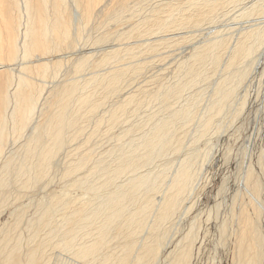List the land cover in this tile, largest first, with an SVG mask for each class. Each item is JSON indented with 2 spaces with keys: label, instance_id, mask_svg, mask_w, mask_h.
Wrapping results in <instances>:
<instances>
[{
  "label": "bare ground",
  "instance_id": "6f19581e",
  "mask_svg": "<svg viewBox=\"0 0 264 264\" xmlns=\"http://www.w3.org/2000/svg\"><path fill=\"white\" fill-rule=\"evenodd\" d=\"M147 1H148L147 4H150L149 3L150 0H72L73 5L72 8H70L71 12L69 15H67L66 12H67V8L69 9V5L67 4L66 0H53V4H50V0H23L24 2L23 9H25L26 11L22 9V4L20 3V0H0V146L2 145V138L4 137L6 131H9L7 130V126L9 124L8 118L9 117L11 118V124L13 122L16 123L18 121L17 124L24 125L25 123L27 124V122H29V119H31L30 116L32 117L34 110L36 108V104L38 102L37 94L41 95L40 92L37 93L39 88L38 87L39 82H42V78H39L40 75L45 76L46 74L44 72L56 66L55 61L57 62V64L59 63V61H61V57L63 55L55 54L54 56L50 57L47 55L49 51H53L54 53L55 51L53 48L57 46L61 41H68L70 38H71L70 40H72L73 38H78L76 35L81 34L80 32L82 30L80 31V29H83L81 28L82 26L81 27L79 26L82 23L83 25H85V23L87 25V22L96 12H102L101 17L105 16L107 20L113 19V23L111 24L113 26L114 23L118 21L120 17H122L125 10H126L125 12L128 14L129 12H127L128 11L127 9L129 8L137 9L138 7H140L141 10H144L146 7L144 8L143 6L144 4H146ZM152 1L153 2L149 5L147 9L148 12L147 13L144 12L145 14L142 12L143 16L137 19L136 21L134 20V22H132L128 27L125 26L127 23H125V25L124 24L121 25L122 24L121 22L119 23L121 27L118 26V24L117 26L114 25V27L117 28L118 27L122 28V26H125L126 29L122 28L123 30V31L121 30L122 32L120 31V29L118 31L115 28V30H117L119 33L117 35L116 34L117 31H116L115 33L116 36L121 37L122 39L123 36L125 37V35L130 32L132 33L137 32L136 34L143 32L147 36L144 34H143L144 36L135 34L136 35L135 37L137 36L140 37L143 36V37L142 38L139 37V39L137 37V39L135 38L136 40L133 37L134 40L132 41L128 39L127 40L124 39V41L122 39L118 40L119 38L116 40V37L114 39L112 35L113 33L111 31L110 32L112 34L108 31L106 32L105 29L106 27L103 26L105 29L104 33L107 34L99 33L100 36L99 35L96 36L98 37L97 41H99L98 42L99 44L98 43H95V45L92 44L93 43L92 41L96 39V37H94V39L91 41L92 43H90L93 46L91 45H88L91 47L82 46L80 49L78 48L79 50L77 49V51L71 53L72 55L75 54L76 56V59H74L75 64H73L74 62L71 63L74 65L73 67L71 66L72 68L71 73L74 75L75 73H73V70L74 72L77 69L78 72L81 71V69H83V67L88 63V60L92 55L96 56V54L99 52L101 54L99 56L97 54L96 58L94 59L93 62H95L94 63L95 65L93 63L92 65H90L89 68L90 72L84 74H78L76 71V74L78 75L75 76L73 75L72 77H69L68 74H71L69 73V68H70L69 67L68 74L66 73L64 75L67 76L68 78L64 77L63 80L56 83L53 87L50 88V91L52 93L58 95L57 99L52 103V105L49 104L48 106L47 104L49 108L50 107L53 108H51L48 112L46 111L47 113H45L44 119L38 118L36 123L33 124L32 133L34 134L33 136L31 135L32 133L30 134L32 137L31 139H29L27 143H25L24 151L22 153L19 152V150L18 151L16 150L17 152L14 151L15 153L13 152V154H10L9 157H7L3 161L0 167V201H1L0 204H3L5 201L7 202L6 197H8L7 195L9 194L8 192L10 190H7L8 192H6L5 189L10 188V186H12L13 183L15 184L20 181L25 183V184L23 183V185H27V184L32 185V183L34 184L38 182V180L43 175H45L43 173H47L45 172L46 168H48L49 166L57 165L59 163L58 160L53 159L52 154H54V152L63 144L66 136L67 128L71 127L70 125L74 122L75 118L80 112V109L83 108L86 104L89 105L87 107L88 110L89 108L92 110L96 108L100 103V99L94 98V101L93 100L91 101L92 96L85 89L87 88L90 89L91 87H93L94 89L97 88L96 90H98L99 86L104 85L105 87L106 85V87L109 88V91L110 90L112 91V89L113 91H116L115 86L119 84V82L121 81L120 79H122L124 72L126 71V70L120 71L119 70L120 68L122 69L128 68L127 70H129L130 66L131 68L134 67L139 68L140 64L142 67V63L144 60L143 61H141L140 59H139L140 61L135 60L138 56L134 58V56L138 54L136 52H138L140 49L143 53L141 46H143V48H146V45H148L147 47H151V49H154L162 42L168 43V41L169 42L171 41V45H172L173 44L172 41L174 42L179 41L181 38H183L187 33L191 31L197 33L199 32L200 36L203 35L200 39L197 38V40H192L191 43L189 44H183L186 45L187 48H184L180 55L183 58L185 56H188L190 57V59L185 61L186 65L185 67H183V70L180 72L182 78L179 79L174 84L175 86L171 87L170 85V89H169L170 91L165 90V92L169 91L168 95H170L171 88L172 91H174L171 92L173 93V95L175 93L180 94V92L181 91L183 92L184 89L187 91V88L190 87L192 83L194 84V82L195 83L198 82L197 79L200 76H202L201 74L202 72H204V70L206 71V68L208 69V67H210L211 64H213V62H215V65H212V67L216 66V64L220 60V56L223 54L227 55L226 59L225 58L224 59L226 60L225 63H229V64L232 63L229 60L231 61L233 60V62H235L237 59L245 60L246 57L249 58L251 54L253 55V53L255 54L258 52L257 55L260 58L264 55V0H248L247 2H245L244 0H155V1L152 0ZM243 1L245 2L244 3L245 5L244 7L242 6V9H240L239 6L241 5V3L240 5L238 3ZM235 4L239 5L238 9L235 7L236 8L235 10L239 11L240 9L238 13L244 15L245 17L243 16V19L244 18L245 19L242 20L241 18V20L238 22L236 26L233 25L235 26L234 28L232 25L228 26L229 23L227 24V27L228 28L230 27V29L227 30L233 29L234 31H236V32L232 31L233 33L231 32L233 34L230 35L231 40L230 38L225 39L227 35L224 37V35L219 34V32L222 30V28L225 27L226 24L224 25L220 23L219 25L212 24V25H208V26L204 25L203 27H200L203 22L207 21L208 19L215 18L218 13H222L226 9L228 10V7L230 5L232 6ZM140 8L138 9V11L140 10ZM21 9L27 15L25 27L23 28L24 30L23 29L21 30L20 28V26L22 25L21 17L23 16V13L20 12ZM138 11H136V13ZM133 12L135 13V11ZM19 13L22 14V16ZM98 15L97 17H99ZM138 15L139 14L137 13L135 17L137 18ZM236 17L232 18V21L238 18ZM131 18L132 17H129L128 20H130ZM114 19L117 20L115 21ZM121 19L119 21H121ZM124 20L126 19H123L122 21L124 22ZM100 21L104 22L103 24L108 22V21L105 22V20L104 21L100 20ZM96 24H101V23L98 21V23ZM184 24L185 25L188 24L189 26H192L193 27L191 28L192 30L183 29L184 27H186L184 26ZM88 25L90 26L91 24ZM99 26L101 25H98V27L97 26L96 27L99 28ZM91 27H93V24ZM109 28L111 29V27ZM109 28L107 30H110ZM85 29L86 28H84V30ZM112 29L114 28L112 27ZM175 29H177L178 31ZM179 29L182 30L179 31ZM224 31L226 30L224 29ZM94 32L91 33L94 34ZM96 32L98 33V31ZM21 33H23V37H22L23 43H20ZM132 33H130L131 37L134 35V33L133 35ZM74 34L76 37L74 36ZM130 34L129 37L128 34L126 35L127 38H131ZM110 35H112L113 40L110 38L111 37ZM107 36L108 37L110 36L109 38L111 42H108V40L106 41ZM227 37H229V35ZM90 38L91 36L89 37V40ZM232 39H233V43H231ZM70 42H72L73 45L76 43V41L73 40ZM68 43L69 41L67 42V45ZM20 44H22L21 47H23L22 49L23 53H21L22 56L21 60H18L20 56L19 55ZM61 45L62 44L60 43V46ZM139 46L140 49L138 50ZM73 47H75V45ZM136 48L138 51L136 50ZM32 50H35L34 52L37 53H34L35 56L33 54L34 57L32 56V58L30 57L28 58L29 56L28 53L30 51L32 55L33 52ZM60 51L62 52V50ZM141 51L139 53H141ZM127 54L129 56L132 55L131 57H133L135 60L132 63L135 62L136 64L138 63L137 67L135 66V64L132 66V63L129 62L130 60L128 61L127 59V61L129 62L128 64H130V66H125V62H123L124 67L120 65V68L118 69L117 67L119 66L118 65L119 61L124 57H126ZM66 55L67 54H65V56ZM129 56L128 58H130ZM256 57L253 58L254 61H257L259 59ZM115 59L116 60L120 59V60L116 63ZM113 60L118 65V66L113 65L114 67H116V70L113 71L114 69L113 67L112 68L103 67L104 65H106L103 63H106L108 61L111 62V65L114 64ZM240 60H238V64H236L237 66L240 63ZM243 60L241 61V63H243ZM175 61H178L177 58L171 59L167 63L161 64L160 68H158L159 70L156 68L157 71H160L159 73L162 75L161 77L158 76V78L162 79V81H159L158 85L160 84V82L162 84L163 80L170 76L171 73L170 71L167 72L164 71H166L170 67V65ZM51 62L55 63L54 64L55 66L50 67L53 65V64L51 65ZM61 63L63 64V62ZM97 63L99 64V66L100 64H103L102 66L103 68L96 66ZM93 65L95 66V68L98 67L100 69L94 70L95 68L93 69ZM218 65L219 64H217V66ZM35 67L37 71L35 72V74L36 73L40 74L39 77H36V75H33L31 73V72L34 73L33 70ZM245 67L246 66H244L243 68ZM135 68L134 70H136ZM54 70L55 68H53V71ZM56 70H58V68ZM210 70H207V72L209 71L208 73H210ZM207 72H205L203 75H206ZM14 75H16L15 77L17 79L16 85L10 88L12 81H14L13 80ZM229 77H231L230 73L220 76L215 81L212 82L207 81L211 83L210 86L212 87V90L210 91H208L207 89V91L209 92L208 94L206 92L207 95L206 94L203 95L204 94L202 93L203 89L202 91L197 90L198 93L201 92V95L199 93L197 95L193 94V96H189V94L187 93L185 95L188 96H184V98L187 97L185 101L183 100L184 102H182V100H180V102L178 101L180 105H175L176 103H178L176 101L174 105L178 107L172 105L174 106L173 108H171L172 106L170 105L173 104V102L171 101L172 103L169 104L171 107L170 108L167 107L163 109V110H167L168 112L162 113L161 116H158V118L154 122L150 123L151 125H149L147 129L142 131L141 134L133 135L132 137H130V139L123 141L121 144H117L114 148L108 149L105 152H103L100 158L97 159L96 164L94 163V165L91 166V168L86 172L85 176L80 177V186L82 188L87 190H95L96 192L92 196L84 195V194L77 196L72 200L71 204L65 208L66 214L63 218V221L61 222L62 224L61 227H59L57 234L59 237V244L62 246V248H65L68 251L72 250L74 253L71 252V254L73 253V255L76 256L73 257L72 255L71 257V255H69L71 258L69 257L68 260L72 259L75 263L82 262L79 260V258H81L82 260V258L85 257L86 259L87 256L92 255L94 258H97L98 260L100 259L102 264H156L157 263L158 259L160 258L159 254L161 250H163V248L167 246L166 244H164V242L166 241L165 240L167 233L166 230L168 229V227H166L164 223L175 212V209L178 207L180 201H182L181 197L184 195V193L187 190L189 191L190 189H192V184L189 185L190 184L189 172L186 168V165L188 164L187 158L185 157L186 155L183 156L181 154L179 157L175 158L174 161L176 162V164H174L173 162L170 164L169 162L167 163L163 162V164L161 165L158 164L153 165L154 164L153 161L159 155L162 158L161 155L164 153L166 154H164L163 156L165 157L166 155L167 157L168 156L167 152L169 154H171L173 151L176 152L177 149H175L174 146H176V148L179 149L178 151H181L180 150L182 146L181 141L183 142L185 138L181 140L183 138L182 135L184 134L183 131H182L183 133L182 135L180 134L179 136V133L177 135V132L179 131L181 132L183 128L182 126L180 130L179 126L181 127V125L183 124L187 126L188 125L187 122L189 121L191 122V120H193L195 116L198 117L200 115L199 116L200 119L201 118L200 111L202 112V110L199 108V106H201L202 103L203 106L205 107L206 104L204 105V103L209 102L208 103L209 106L207 108L208 111L205 116L206 118L202 123L203 129L206 128L208 125H210L214 117L221 111L220 104H222L223 103L222 101L224 100L223 93L224 92L227 93L231 88V85L227 82V79H229ZM151 78L150 80L152 81L153 78L152 79ZM206 78L207 77H205V79ZM163 83L165 84L166 82ZM43 84L45 83L43 82ZM140 84L139 86L142 88L143 85L141 86ZM153 84L155 86V83ZM161 84L159 85L160 87L159 89L158 86H156V91L157 89L161 90V86L162 88L165 87L164 85ZM139 86H137V88H139ZM144 87H143V91H147L148 87H146L145 85ZM126 89L127 88L125 87V90ZM129 90L131 89L129 88ZM163 90L164 89H162V92ZM50 91L49 93H51ZM134 91L135 90L128 93L124 92L125 94L123 95V97H121L122 104L133 100L132 98L134 95L133 94ZM150 91L152 90H149V93L147 94H150ZM158 92L159 91H157V94ZM230 92H232V89L230 90ZM10 95H12L13 97L15 96V98L11 96L13 100L15 99L14 100L15 103L13 102L15 105L13 108H11V110L13 109L12 112L9 110L11 113L8 114L7 106L9 107L10 105L9 102L11 103ZM144 97L145 96H143V99ZM179 97H181V95H179ZM105 99L103 98V100ZM167 100L170 99L167 98L165 100L166 102L164 103L168 104ZM47 102L50 103L48 101V98H47ZM122 104L119 105L117 104V106L115 107L113 106L114 108L109 110L112 113V115L110 114L112 119L119 116V109L122 108L121 107ZM162 107H161V111L163 112ZM46 108L47 107L43 108V112L44 109ZM197 108L200 109L199 113L197 112L198 111ZM156 109H154V111ZM158 110L159 112L155 111L156 114L160 113V109ZM149 114L150 115L153 114V117L156 116V115L154 116L153 112ZM149 114L148 116H150ZM117 119L118 118H116L115 121ZM147 121L150 122V119H147ZM15 123H13V125ZM178 128L179 131H177ZM129 129H131V127ZM192 139L190 140V145L192 144L191 143V141H193ZM183 143L185 144V142ZM187 146H189V142ZM171 147L172 148L174 147L173 149L175 150L172 149L173 151L169 152L168 150H170ZM80 160L81 163L80 162L78 163L82 165L83 163L82 159ZM142 166L143 167L148 166V167L145 170L139 169L140 167L143 168ZM169 166L171 168L167 169V167ZM247 167L248 165L246 166V168ZM73 169H75V167ZM247 172L246 174L250 176L251 172L250 171ZM24 175L28 176V177L26 176V180L21 179L24 177ZM117 179H120L119 182L111 187L110 186L112 184L111 182L114 183V181H116ZM243 179H245V177ZM75 181L76 182L74 183H77V180ZM242 182L244 183V180ZM246 182H248V178L247 181L245 179V185L248 184ZM109 183L111 184L109 185ZM108 185L110 187H108ZM253 185H256L255 188H257L259 186V180L256 179ZM105 186H107L108 188L105 189ZM101 187H104V190L100 192L99 189ZM250 187H252V184ZM238 189L240 190V188ZM245 190L247 191V189ZM254 196L257 195L255 194ZM237 198L238 196L233 199L237 200ZM232 202L234 203L235 201ZM233 205H235V203ZM232 207L231 209L234 211L235 208L234 206ZM240 208L241 209L239 215L238 214L236 215L238 216L237 222L240 229V234L237 237L239 250L237 251L235 264H264L263 237L261 238L259 237L260 234L258 233L259 230L257 229L259 227L255 225L256 223L253 220H251L252 216L249 217L250 214L246 215L248 212L246 213V211H244V208L242 209V205ZM60 213L62 212H59V214ZM259 215L260 214H258V216ZM16 217L17 218L14 221L15 222L14 225L12 224L14 227L16 226V224L19 225V223L22 222L24 218L21 212H17ZM25 220L26 218L24 219V221ZM230 224L233 225L232 222ZM191 225H189V227L191 230H193L192 227L194 225L192 226ZM11 226L5 225L0 229V264H22L23 262L22 238L20 240V236L16 235V228L13 227L11 228ZM167 226L169 225L167 224ZM161 227L164 228V231L162 233H161ZM41 228L44 227L42 226ZM52 230H54V228ZM56 231L57 230H55V233ZM170 231L172 232V230ZM189 232H191L192 234V231L189 230L188 233H186L187 237H188L187 234H189ZM49 236H51V234L47 236V240L48 239L50 240L51 237L48 238ZM36 237H37V233L35 231H32L29 237H27V241L29 243H33L30 246V248L25 252L27 258V264H39V262L37 261L41 259L42 253L44 252V250H46V247H48L47 245L48 243L46 241L42 242L43 237H41L42 239H40L41 242L38 240L40 243L37 244L35 242ZM190 237L185 238L184 244L182 246H178L179 244L178 243L176 244L175 248L167 252L168 255H166L165 263L183 264L185 262V260L188 258V255L191 254V245L189 244L190 242L187 243ZM161 238H162V243H159V239ZM51 239L53 240V238ZM186 239H188L187 242ZM52 240L51 243L53 242ZM38 249H39V253H38ZM52 255L53 254H51V256ZM60 255H63L61 254V251L57 256ZM66 261L67 260H65L64 264L67 263ZM47 262L49 261H46V264ZM54 262L52 263L53 264L62 263V262L58 263V261L56 263ZM40 264H45V262H42Z\"/></svg>",
  "mask_w": 264,
  "mask_h": 264
},
{
  "label": "rangeland",
  "instance_id": "374dc122",
  "mask_svg": "<svg viewBox=\"0 0 264 264\" xmlns=\"http://www.w3.org/2000/svg\"><path fill=\"white\" fill-rule=\"evenodd\" d=\"M51 1H52V3H51ZM244 1L247 2L248 0H244ZM244 1L238 3L239 5L241 3L240 6L238 4H235L232 6L230 5L228 7V10L226 9L224 12L218 13L215 18L208 19L207 21L203 22L200 27H203L204 25L208 26V25H212V24L213 25H216V24L219 25L220 23L224 24V25L226 24L225 27L222 28V30L219 32V34L224 35V37L226 35L227 36L229 35V37L226 36L225 39L230 38V35H233L232 33L236 32V31H234L233 29L227 30V29H230V27L229 28L227 27V24L229 23L228 26L229 25H232V26L235 25L236 26L238 24V22L241 20V18H242V20L245 19V18L243 19L244 15H242L241 13H238L240 11V9H242V6L244 7V5H245ZM22 2H23V0H20V3L22 4V9H23L24 2L23 3ZM66 2L69 5V9L67 8L66 13H67V15H69L71 12L70 8H72L73 4H72V0H66ZM152 2L153 1L150 0L149 3L151 4ZM147 3H148V1L146 2V4ZM242 3H243V5H242ZM50 4H53V0H50ZM146 4H144V6H143L144 8L146 7L145 8L146 10L143 7L142 8L144 10H141L140 7H138L137 9H132V8L127 9L128 10L127 12H129V14L132 13L131 15L126 13L125 12L126 10H125L124 14H123L124 16L122 15V17H120L119 20L121 18L126 19V20H124V22H123L122 21L123 19H121V21H119V20L116 21L117 19H114L116 21V22L114 21L115 22L114 25L117 26V24H118V26H120L119 23L121 22L122 23L121 25H123V24L125 25V23H127L125 26L128 27L132 22H134V20L136 21L137 19L141 18L143 16L144 12L145 13L148 12L147 9H148L150 4H147V6H146ZM238 6L240 8L239 11L235 10L236 8L238 9ZM139 8L141 11L140 10L138 11ZM22 9L20 12L23 13V16H22V14L19 13L22 16L21 17L22 18V21H21L22 25L20 26L21 30L25 27V22L27 19V15L24 12L26 10L23 9L24 10L23 11ZM131 10H132V12H131ZM133 11H135V13ZM136 11H138L137 13L139 14L138 15L139 17L137 16V18L135 17L137 15ZM237 13L241 14V15H238ZM95 14H94L95 16L93 15L94 17L92 16L90 18V20L88 21L89 23L87 22V25H86V23H85V25H83V23H82L79 26V27L82 26L81 28H83V29H80V31L82 30L80 32L81 34L76 35L78 38H73L75 36V34L72 37L73 38L72 40L76 41V43L73 42V43H75L74 44L75 47H73L74 45L72 44V42H70V41H72V40H70L71 39L70 38L68 40L69 41L68 45H67L68 41H61L60 43L62 44L61 45L62 47L60 46V43H59L57 46H55L53 48L55 51L54 53H53V51L48 52L47 55L50 57L54 56L55 54L56 55H58V54L63 55L61 57V61H59V63H58L59 65L57 64L56 61H55L56 66L54 65L55 63L51 62V65L52 64L53 65L50 67L55 66V67H53V68H55L54 71L52 68V69L44 72L46 74L45 76H41L38 73L35 74V72H37L36 67H35L33 70L34 73L31 72L33 75H36V77H39V75H40L39 78H42V82H39V86H38L39 88H38V92H37V93L40 92L41 95L37 94L38 102L36 104V108L34 110V113H33L32 117L30 116L31 119H29V122H27V124L25 123L24 125H19V124H17V122H18L17 121L16 123L13 122V123H15L13 125V123L11 124V118L8 116L9 117L8 118L9 124L7 126V130H9V131H6L4 137L2 138V145L1 146H3V147L0 146V149H2V150H0V167L3 163V161L7 157H9L10 154H13L14 151L17 152L19 150V152H21V153L24 151L25 143H27L29 141V139H31V137L34 134V133H32L33 132V124L36 123L38 118L44 119L45 113H47L51 108H53V107L49 108L48 106H49V104L52 105V103L57 99L58 95L52 93L50 91V88L53 87L56 83L63 80L64 77L68 78L67 76H64V75L66 73L68 74V68L69 67H70L69 73L72 72L71 66L72 67L74 66L73 64H75L74 59H76V56H75V54L72 55L71 53L77 51V49L78 48L80 49L82 46L83 47L84 46L85 47L93 46L90 44L92 42H93L92 44H94V45H95V43H98L99 42V41H97L98 37H96V36L99 35V33L100 34H107V33H104L105 29H106V32L111 31L113 33L112 34L110 32L113 35L114 39H115V37H116V40L118 38H119L118 40L122 39L121 37H117L116 34L117 35L119 34L118 33L119 29H120V31L122 30V28L126 29L125 26H122V28H120L121 26L118 28L114 27V25L113 26L111 25L113 23V19H109L110 20L109 21V20H107V18L105 16L101 17L102 12H96ZM126 14H128V15H126ZM232 14L233 15L235 14L238 18L235 15L233 16ZM97 15L99 17H97ZM127 16L132 17V18L130 20H128L129 17H127ZM220 16H222V17H220ZM239 16H242V17H239ZM234 17H236L238 19V21L236 18H235L236 20L232 21V18H234ZM100 20H102V21L105 20V22H107V21L108 22L103 24L104 22H101ZM98 21L101 24H96V23H98ZM125 21H127V22H125ZM128 21H131V22H128ZM231 21H232V23H231ZM224 22H226V23H224ZM233 22H235V23H233ZM88 24H91V25L89 26ZM92 24H93V27H91ZM107 24H109V25H107ZM188 24L187 25L184 24V26H186V27L183 26L184 27L183 29L192 30L191 28H193V27L189 26ZM98 25H101V26H99V28H97ZM103 26L106 28L104 29ZM107 26L111 27V29ZM235 26H233V28ZM102 27L104 30L102 29ZM112 27L114 29H112ZM84 28H86V29L84 30ZM108 28L110 30H107ZM115 28L118 31L115 30ZM224 29L226 31H224ZM83 30H84V32H83ZM175 30H177V29H175ZM181 30L182 29H179V31H181ZM94 31L95 32L98 31V33L97 32L95 33ZM116 31H117V33H116ZM91 32H94L95 36ZM130 33H132V32H130ZM130 33H127L128 37H129ZM133 33H134V35H133ZM133 33H132V35H133L132 37L130 34L131 38H127V36H126L127 34H126L125 37L123 36L122 40L124 41V39H126V40L128 39V40L132 41L135 38L137 39V37L139 39L140 36L135 37L136 35H138V34L143 35L144 34L143 32H140L138 34H136L137 32H133ZM199 34H200L199 32L197 33V32L191 31V32L187 33L183 38H181L183 40L180 39L179 40L180 42L179 41H176V42L172 41L173 42L172 45H171V41L170 42L168 41V43L162 42L161 44H159L154 49H151V47H147L148 45H146V48H143V46H141L143 53L140 49V46H139V48L137 47L138 50L139 49L140 50L138 51L136 48V50L138 51L136 53H138L139 55L136 54V56H134V58H136L138 56L135 60H138V61L144 60L142 63V67L140 64V67H139L140 69L137 67L138 63L137 64H136V62L132 63L135 61L134 58L131 57L133 55V53H132V55L130 54L131 56H129L127 54L130 58H128V56L126 55V57H124L121 60L115 59L116 63L120 60L119 64H118L119 66L115 63L114 60H113L114 64H112V65H111L110 61L103 63V64H106L104 66H103V64H100V66L98 63L96 64V66H99L100 68H103V67L112 68L113 67L114 68L113 71H114V70H116V67H114L113 65H115V66L117 65L118 66L117 68L119 69L120 65L121 66L124 65L123 62H125V66H130V64H128V63L131 62L132 66L135 64V66L138 69L134 67L136 69V70H134V68H131V66L129 67V70H127L128 68H125V69L120 68L119 69L120 71H125V70L126 71L124 72L122 79H120L121 81L119 82V84H117V86H115L116 91H113V89H112L113 92L111 90L109 91V88H107L106 85H105L106 88L104 87V85L99 86L98 90H96L97 88L94 89L93 87H91L90 89L89 88L85 89L87 92H89V94H91V96H92L91 101L92 100L94 101V98L100 99V103L98 105L99 107L97 106L96 108H94L92 110L89 108V110H88V108H87L89 106L88 104L85 105L86 108H85V106L84 107L82 106L83 108L80 109V112L78 113L74 122L70 125L71 127L67 128L66 136H65L63 144L55 151L56 153L54 152V154H52L53 159L58 160L59 163L57 165L49 166L48 168H46L45 172H47V173H43L45 175H43L38 180V182H36L34 184L32 183V185L31 184L23 185L24 182L19 181L18 183H20V184H18V183L14 184L13 183L12 186H10V188L5 189L6 192H8L7 190H10V191L8 192L9 193L8 195L6 194L8 196V197H6L7 202L5 201L3 204H0V229L5 225L6 226H9V225L11 226L12 224L14 225V223H15L14 221L17 218L16 217L17 212H21L23 214V216H24L23 221L20 222L19 225L16 224L15 227L13 225L11 226V228L12 227L16 228V235L20 236V240L22 238V247H23L22 248V252H23L22 264H27V258H26L25 252L33 244V243H29L27 241V237H29V235L32 231H35L37 233V237L35 239V242L37 244L41 242V240H40V239H42L41 237H43L42 242L46 241L48 243L47 244L48 247H46V250H44V252L42 253L41 259L39 261H37V262H39V264L42 262H45V264H46V261L50 262V263L47 262V264H53L52 262H54V261H55L54 263H56L58 261V263L62 262L59 264H64L65 260H67L66 261L67 263L71 262L69 264H72V263L73 264H76V263H79V264H81V263L82 264H89V263L90 264H102L100 259L98 260L97 258H94L92 255L87 256L86 259L84 257V258H82V260H81V258H79V260L82 262H76L75 263L72 259L68 260L70 257L69 255H71V257H72L74 252L72 250L68 251L65 248H62V246L59 244V237H58L57 232L59 230V227H61V224H62L61 222L63 221V218L66 214L65 208L68 205H70L72 200L74 198H76L77 196L82 195V194L92 196L96 192L95 190H87V189L82 188L80 186V177L85 176L86 172L91 168L92 165H94V163L96 164L97 159L100 158V156L103 154V152H105L108 149L114 148L117 144H121L123 141L130 139V137H132L133 135L141 134L142 131H144L145 129H147L149 127V125H151L150 123L154 122L158 118V116H161L162 113L168 112L167 110H163L164 108H167V107L170 108L172 105H174L176 103V101L180 102V100H182V102H184L185 99L187 98V97L184 98V96H188V95H185L187 93L189 94V96H193V94L197 95L199 93L201 95V92L198 93L197 90L202 91V89H203V92H202V93H204L203 95H205L206 92L208 94L209 93L208 91L212 90V87L210 86L211 85L210 82L215 81L220 76L225 75V74H229V73H230L231 77H229V79H227V82L231 85V88L229 89V91L227 93H225V92L223 93L224 100L222 101L223 103L220 104L221 111L214 117V119L211 121L210 125H208L206 128L203 129L202 123L204 122V119L206 118L205 116H206L207 111H208L207 108L209 106V104H208L209 102L204 103V105L206 104L205 107L203 106V103H202V105L199 106V108L202 110V112L200 111V109L197 108L198 109L197 112L199 113V111H200L202 119L201 118L199 119L200 115L198 117L195 116V118L193 120H191V122L190 121L187 122L188 127L185 126V124H183V125H181V127L179 126L180 130L183 126L181 132L179 131V128L177 130V131H179V132H177V135L179 133V136H180V134L181 135L183 134L182 131L184 132V134L182 135L183 138L181 140H183L185 138V140H183V142H185V144L181 141V143H182V146L180 148L181 151H178L179 149L176 148V146H174L175 149H177V151L175 152V151H173V150H175V149H173L174 147L173 148L171 147L170 150H168V151L169 152L173 151L175 153L172 152L171 153L172 155H171L167 152V155H168L167 157H166V155H165V157L163 156L164 154H166V153H164L161 155L162 158L159 155L153 161V163H154L153 165H157V164L161 165V164H163V162H165V163L169 162V164L173 162L174 164H176V162L174 161L175 158L179 157L181 154L183 156L186 155L185 157L187 158V163H188L186 165V168L189 172V183H190L189 185L192 184V189H190L191 191L187 190L184 193V195L181 197L182 201H180L178 207L175 209V212L164 223V225H166V227H168V229H167L168 231L166 230L167 233H166V239H165L167 242L164 240L165 241L164 244H166L167 246L165 248H163V250H161V252L159 254L160 258L158 259L156 264H167V263H165L166 255H168L167 252H169L173 248H175L176 244H178V243H179L178 246H182L184 244L185 238H189L190 236H191L190 239L192 241L190 239L189 240L186 239V242H187V240H188L187 243L190 242L189 244L191 245V254L188 255V258L184 262L185 264L186 263L187 264H235L236 257H237V251L239 250L238 243H237V240H238L237 237L240 234V229H239L238 222H237L238 216H236V215L237 214L239 215L241 205H242V209L246 206L244 208V211H246V213L248 212L246 215L250 214L249 217L252 216L251 220H253L256 223L255 225L259 227L257 229L260 231V232L258 231V233L260 235L262 234L261 236L259 235V237L260 238L263 237V247H264V164H263L264 163V55L260 58V57H258V55H257L258 52H257L255 54L253 53V55L251 54L249 58L246 57L245 60L237 59L235 62H233V60L232 61L229 60L230 62L233 63V64L230 63L231 64L230 65L229 63H225V61H226L225 59H226L227 55L223 54V55H221L222 58L220 56V60L217 63L219 65L217 66V64H216L215 67L214 66L212 67V65H215V62H213V64L210 63L211 66L208 65L210 67L207 66L208 69L206 68V71L204 70V72H202V74H201L202 76H200L197 79L198 82L195 83L194 81H196V80H194L193 81L194 84L192 83V85L187 88V91L184 89L183 92L182 91L180 92V94L175 93L173 95V93H171V92H174V91H172V88H171V92H170L171 96H170V95H168V93L170 91L169 90L170 85H171V87L175 86L174 84L179 79L182 78V75L180 74V72L183 70V67H185V65H186L185 61L190 59V57H188V56H185L183 58L180 55L182 50L184 48H187V46L183 45V44H189V43H191L192 40H197V38L200 39L203 35L200 36ZM112 35H110L111 37L110 36L109 37L113 40ZM144 35H146V34H144ZM188 35H190V36H188ZM88 36L89 37L91 36L90 40H89ZM22 37H23V33H21V35H20V41H21L20 43H23ZM94 37H96V39L94 41H92L94 39ZM109 37L107 36L106 41L108 40V42H111ZM133 37H134V39H133ZM142 37H140V38H142ZM224 37H222V38H224ZM21 38H22V40H21ZM230 40H231V38H230ZM185 41H186V43H185ZM83 42H85V43H83ZM86 42H88V43H86ZM231 43H233V39H232ZM88 45H91V46H88ZM21 46H22V44H20V47H19V55L20 56H19L18 60H21V58H22L21 53H23L22 52L23 47H21ZM68 46H69V48H68ZM35 50H32L33 51L32 55H31V52L29 51L28 58L29 57L32 58L33 54L37 53V52H34ZM60 50H62L63 54ZM140 51H141V53H139ZM64 53L67 55L65 56ZM69 53L71 54V56ZM224 53H226V52H224ZM97 54L99 56L101 53L99 52ZM97 54H96V56H97ZM34 56H35V54H34ZM93 56L94 55H92L89 58L88 63L85 65L86 67L84 66L83 69H81L82 73H81V71H79L80 72L79 73L78 69L76 70L78 74H84V73L90 72V69H89L90 65H92V63L93 64L95 63L93 61L96 58V56H94V57ZM173 56L176 57L178 61H175L174 63H172L170 65V67L166 71H164V72L170 71L172 74L170 73V76L168 78L164 79V77H163V79H164L163 82H166V83L164 84L162 82V84H161V82H160V84L164 85L165 87L162 88V86H161V90H158L160 88L159 87L160 84L158 85V83H159V81H162V79L158 78V76L161 77L162 75L159 73L160 71H157V69L160 68L161 64L167 63L171 59H176ZM254 57L259 58V59L257 61H254L253 60ZM127 59H128V61L129 60L130 61L128 62ZM53 60H55V59H53ZM238 60H240V63L243 60V63H241V64L239 63V65L237 66L236 64H238ZM61 62H63V64ZM220 62H221V64H220ZM71 63H73V64H71ZM57 65H58V67H57ZM60 65H62V66H60ZM94 65H93V69L95 68ZM244 66H246V67L243 68ZM56 67L58 68V70H56L57 69ZM91 68H92V66H91ZM100 68L96 67L94 70L100 69ZM210 68H211V70H210ZM207 70H210V73H208L209 71L207 72ZM76 71L74 72V70H73V73H75V75H78V74H76ZM147 72H150V73H147ZM205 72L208 73V74L206 73V75H208L209 77L206 75H203ZM44 73H41V74H44ZM71 74H68L69 77H72L74 75V74H72V75ZM155 75H156V77H155ZM15 76L16 75L13 76L14 81H12L10 88H12L16 85L17 79ZM212 76H214V77H212ZM205 77H207V78L205 79ZM150 78L152 79V81L150 80ZM212 78H213V80H212ZM199 79H200V82H199ZM140 80H142L143 82L145 81V82L143 83ZM146 81H149V82H146ZM207 81H210V82H207ZM43 82L45 84H43ZM140 83H143V84H140ZM153 83H155V86ZM139 84L141 86L143 85V87L145 85L148 88L150 86L149 89L147 88L148 92L143 91V87L141 88L139 86ZM137 86H139V88H137ZM156 86H158V89H157V91H159L158 94L156 91ZM207 86H208V88H207ZM125 87L127 88L126 90H125ZM104 88H105V90H104ZM129 88L131 90H129ZM166 88H168V89H166ZM144 89H145V87H144ZM162 89H164L163 92H165V90H169V91L168 92L166 91L167 93L166 92L163 93ZM207 89H208V91H207ZM231 89H232V92H230ZM133 90H135L133 93L134 94L133 98H132L133 100L129 101L130 103L127 102L128 104L127 103L122 104L121 97H123V95L125 93L131 92ZM149 90H152V91H150V94H147V93H149ZM154 90H155V92H154ZM49 91L51 93H49ZM91 91L92 92L94 91L93 93H95V94H93ZM142 95L145 96L144 97L145 100L143 99ZM155 95H156V97L157 96L158 97L156 98ZM179 95H181V97H179ZM11 96L12 95H10V97ZM12 97H11V103L9 102L10 105L8 104L9 107L7 106L8 114L12 112L13 109L11 110V108H13L15 105L14 104L15 99L13 100V98H15V96L13 98ZM140 97H142V98H140ZM149 97H151V98H149ZM163 97H165V98H163ZM47 98H48V101L50 103L47 102ZM103 98L104 99L106 98V99L103 100ZM167 98L170 99V100H167L168 104L164 103V102H166L165 100ZM158 99H160V100H158ZM142 100H144V101H142ZM171 101L173 102V104H170V103H172ZM179 102L176 103L175 105H180ZM47 104H48V106H47ZM117 104L118 105L122 104L121 105L122 108L119 109V116L116 117L118 119L115 121L116 118H113L114 120L111 118L112 113L109 110H111L112 108L117 106ZM164 104H165V106H164ZM174 106H172L171 108H173ZM44 107H47V108L44 109V112H43ZM161 107H162L163 112L161 111ZM175 107H178V106H175ZM154 109H156L155 111H157V112H159L158 109H160V113L156 114ZM152 112L154 113V116L156 115L155 117H153V114H151V115L149 114ZM148 114L150 116H148ZM202 115H203V117H202ZM145 117L146 118L148 117L147 119H150V122L147 121V119ZM12 121H13V119H12ZM111 121H113V122H111ZM190 125H192V126H190ZM130 127H131V129H129ZM11 128H12V130H11ZM14 128H16L17 130ZM186 130H188V131H186ZM120 134H121V136H120ZM17 135H18V137H17ZM192 138H194V139H192ZM191 139L193 141H191L192 144L190 145ZM65 140H66V142H65ZM188 142H189V146H187ZM180 144H179V146H180ZM177 147H178V145H177ZM80 159H82V162H83L82 165H80V163H81ZM83 159H84V161H83ZM78 162H80V163H78ZM73 164H75V165H73ZM72 165L75 167V169H73L74 167ZM247 165H248L249 169H248V167L246 168ZM67 166H69V167H67ZM147 167L148 166H146V167L144 166L143 167L144 169L141 167L139 169L145 170ZM170 168H171L170 166L167 167V169H170ZM247 171L251 172L250 176L247 175L248 174ZM246 172H247V174H246ZM255 172H257V173H255ZM70 173H72V174H70ZM26 176L24 175L25 178L23 177L21 179L26 180ZM244 177H245L246 181L248 178V182H246V183H248L250 186L252 184V187H250L248 184H246L247 186L245 185V179H243ZM238 179H239V181H238ZM256 179L259 180V186L257 187L258 190H257V188H255L256 185H253V183ZM75 180H77V183H74V182H76ZM119 180L120 179H117L116 181H114V183L111 182L113 185L111 183H109V185L111 184L110 186L112 187V186L116 185V183H118ZM243 180H244V183L242 182ZM260 182H261V184H260ZM109 185H108V187H110ZM108 187L105 186V189ZM238 188H240V190ZM245 189H247V191ZM99 190L101 192L102 190H104V187H101ZM237 190H238V192H237ZM250 191L253 193H251ZM155 192H157V191H155ZM257 192H258V194H257ZM254 193L257 196H254L255 195ZM184 196H185V198H184ZM234 196L235 197L238 196L237 200L233 199V198H235ZM232 201H235L234 202L235 205H233L234 203ZM252 201H254V202H252ZM231 202H232V204H231ZM232 206H234V208H235L234 211L232 210L233 209ZM231 207H232V209H231ZM56 210H57V213H56ZM59 212H62V213H60L61 215L59 214ZM258 214H260V215L258 216ZM25 218H26V220L24 221ZM40 219H41V221H40ZM222 221H223V223H222ZM226 221H228V222H226ZM52 222H53V224H52ZM54 222H55V224H54ZM231 222L233 223V225L230 224ZM191 223H192V225H194L192 227L193 230H191L189 227V225H191ZM167 224L169 226H167ZM227 225H228V227H227ZM42 226L44 228H41ZM172 226H174V227H172ZM52 227L54 228V230H52L53 229ZM50 229L52 230V233L55 235H53L51 233ZM234 229H236V230H234ZM55 230H57L56 233H55ZM170 230H172V232ZM189 230L192 231V234H191V232H189V234H187L188 235V237H187L186 233H188ZM163 231H164V228L161 227V233ZM226 231H227V233H226ZM50 234H51V236H49L48 238L51 237V238H53V240L51 238H50V240L49 239L47 240V236ZM184 234H185V237H184ZM228 235H230V236H228ZM57 238H58V240H57ZM167 238L169 239V242H168ZM51 240L53 241L52 243H51ZM191 242H193V243H191ZM159 243H162V238L159 239ZM62 249H64V250H62ZM60 251H61V254H63V255L57 256L60 253ZM62 252H64V253H62ZM71 252H73V253L71 254ZM38 253H39V249H38ZM51 254H53V255L51 256ZM191 255H193V256H191ZM64 256H65V259H64ZM74 256L75 255H73V257ZM46 258H48V259H46ZM63 259H64V262H63Z\"/></svg>",
  "mask_w": 264,
  "mask_h": 264
}]
</instances>
